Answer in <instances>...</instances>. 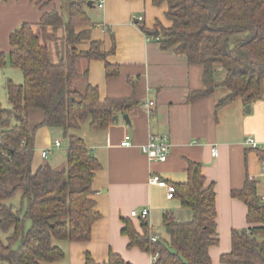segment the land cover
<instances>
[{
  "label": "trees",
  "instance_id": "trees-1",
  "mask_svg": "<svg viewBox=\"0 0 264 264\" xmlns=\"http://www.w3.org/2000/svg\"><path fill=\"white\" fill-rule=\"evenodd\" d=\"M98 0H76L66 7L67 20L57 11L45 13L38 25L23 24L10 37L11 53L0 52V69L10 66L22 72L23 82L8 80L5 85L9 109L0 103V262L8 264H66L63 247L57 243H86L93 224L100 218L94 211L92 189L97 159L83 138L76 134L84 124L94 131L106 130L117 113L135 105L133 99L101 101L98 90L87 84L72 89L79 58L103 60L99 44L77 55V46L89 35L76 33L78 26L91 25L85 8ZM159 7L167 4L170 28L157 25L163 50L185 55L189 64L204 68L206 89L193 92L190 102L227 90L217 108L241 99L245 106L264 96V0H151ZM45 7L46 0H38ZM136 22V19H135ZM136 24L146 33L142 22ZM42 28L52 32L41 34ZM64 28L66 54L51 60L43 39H53V31ZM107 69L110 65L107 64ZM110 75V71H109ZM41 111L44 120L31 127L30 111ZM40 127L59 130L67 141V160L62 169L49 164L33 169L35 133ZM261 159L264 161V150ZM174 198L192 211V220L179 222L165 213V236L151 241L148 225L141 232L131 220H123L122 234L129 248H139L155 257L153 264H212L210 249L219 243L216 193L205 187L199 164L190 163L188 180L175 185ZM20 194V205L7 203ZM248 208L251 227L232 233V250L222 256L223 264H264V202L257 183L248 181L233 192ZM4 234V238L1 236ZM86 264H98L86 254ZM102 264H131L110 253Z\"/></svg>",
  "mask_w": 264,
  "mask_h": 264
},
{
  "label": "crops",
  "instance_id": "crops-1",
  "mask_svg": "<svg viewBox=\"0 0 264 264\" xmlns=\"http://www.w3.org/2000/svg\"><path fill=\"white\" fill-rule=\"evenodd\" d=\"M37 1L0 0V52L10 54L11 35L23 24H40L45 13L57 11L66 22V7L76 0H46L43 8ZM98 1L85 8L91 25L75 28L77 34L87 31L89 35L77 46V55L97 43L106 57L90 61L79 58L71 88L82 90L89 84L98 90L101 101L133 99L135 105L117 113L118 122L106 130L94 131L84 124L76 132L100 164L92 184L94 211L100 218L93 224L89 242L63 244L65 263L86 264L89 253L96 263L102 264L114 253L131 264H153L150 254L129 248V240L122 234L123 220H131L141 232L142 220L132 218L131 212L148 210L144 221L151 233L160 237L165 213L174 214L181 223L190 222L192 211L178 199H168L167 190L151 184L150 177L157 174L171 185L184 184L189 164L195 163L202 167L205 187L213 185L216 193L219 243L210 249V257L212 264H223L222 256L232 250V233L251 227L247 206L233 197V192L241 191L248 181H253L264 202L263 161L259 152L264 150V96L250 106L249 112L241 99L218 109L219 100L227 94L224 88L190 102L193 92L206 89L203 66L189 64L185 55L173 49L163 50L158 41L161 34L158 38L149 37L135 22V18L142 17V24L149 31L156 30L157 25L170 28L167 4L156 7L151 0H103L104 7L98 9ZM60 30L64 35L62 60L66 54L64 28L53 31V39L48 42L52 45V50L49 48L52 56L51 52L56 54ZM149 103L153 106L149 107ZM124 116H128L129 123ZM43 120V112L30 111L31 127ZM58 135L62 136L61 131L47 127L36 131L34 170L45 164L54 169L65 167L67 150L59 159L52 151L47 159L41 155L58 141L53 139ZM161 135H168L170 154L165 162L151 161L143 147L151 137ZM248 138L254 139L260 149L248 147L245 144ZM126 141L129 146L122 145ZM213 149L217 150V156L213 155Z\"/></svg>",
  "mask_w": 264,
  "mask_h": 264
},
{
  "label": "built area",
  "instance_id": "built-area-1",
  "mask_svg": "<svg viewBox=\"0 0 264 264\" xmlns=\"http://www.w3.org/2000/svg\"><path fill=\"white\" fill-rule=\"evenodd\" d=\"M104 7V2L103 0H99L97 3V8L102 9ZM136 22L141 23L143 22V18H135ZM153 103H149V107H152ZM1 139V137H0ZM245 144L250 147L251 149L258 150L260 149V145L252 138H248L245 142ZM123 146H129L130 143L128 141L124 142L122 144ZM61 146V142L58 140L55 142L54 147L59 148ZM170 148L171 145L169 143V138L168 135H161V136H154L151 137L150 141L148 144H146L143 147L144 153L147 155L148 159L151 161H160V162H165L168 159V156L170 154ZM51 153V149H46L41 152L42 158L47 159ZM213 155L217 156V150L213 149ZM262 173L264 174V161H263V169ZM150 183L153 185H156L158 187L164 188L167 190V198L168 199H173L176 188L174 185H171L167 183L160 175L153 174L150 177ZM149 211L148 210H143L142 212H138L136 210L131 212V217L132 218H137L141 219L142 222L146 219L148 216ZM160 239L159 235L151 233V241L152 242H157ZM155 257H153V262H154Z\"/></svg>",
  "mask_w": 264,
  "mask_h": 264
},
{
  "label": "rangeland",
  "instance_id": "rangeland-1",
  "mask_svg": "<svg viewBox=\"0 0 264 264\" xmlns=\"http://www.w3.org/2000/svg\"><path fill=\"white\" fill-rule=\"evenodd\" d=\"M74 1V0H73ZM41 30V34L44 35V33H46L47 31V28H42L40 29ZM63 31H59L58 32V41L56 42V45L58 46L56 48V54L52 53L51 52V60L54 62V63H57L60 61V55L63 56V48H64V38H63ZM44 43L49 47L51 48L52 50V45L51 43H49L47 40L43 39ZM7 58L9 56V53L6 54ZM8 80H12L14 83L16 84H21L23 82V75H22V72L18 69H15V68H12L10 67L9 65L6 66L5 68L3 69H0V103L2 105V107L4 109H9L10 108V105H9V102H8V99H7V94H6V91H5V85H6V82ZM73 85V84H72ZM54 140L58 139L62 146L61 148L59 149H56L54 147V142H53V146L51 148V151H52V154L53 155H56L57 158L60 157V158H63L66 154V150H67V141L63 139V137L61 135H58V136H55L53 138ZM53 140V141H54ZM52 155V156H53ZM52 156L50 157L49 159V162L50 160L52 159ZM59 159V158H58ZM65 159V158H64ZM7 203H12L14 204L16 207L20 205V194L14 198V199H11V200H8ZM162 234L163 236H165V233H164V230H163V227H162ZM1 236L4 238V234L1 233ZM58 246L62 247L63 246V243L59 242L57 243ZM0 264H8V263H5V262H0Z\"/></svg>",
  "mask_w": 264,
  "mask_h": 264
},
{
  "label": "water",
  "instance_id": "water-1",
  "mask_svg": "<svg viewBox=\"0 0 264 264\" xmlns=\"http://www.w3.org/2000/svg\"><path fill=\"white\" fill-rule=\"evenodd\" d=\"M92 3H93L92 1H89L88 5H92ZM146 35L152 38H158L160 35V31L158 29L154 31L147 30ZM247 111L248 112L250 111V106L247 107ZM124 120L126 121V123H129L128 116H124ZM113 122H118V116L113 117ZM142 225H147V222L146 221L142 222Z\"/></svg>",
  "mask_w": 264,
  "mask_h": 264
}]
</instances>
